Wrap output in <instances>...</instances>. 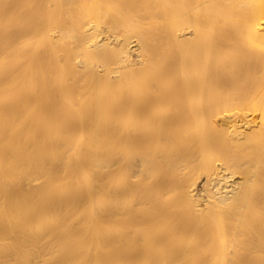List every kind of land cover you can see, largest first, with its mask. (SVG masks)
Segmentation results:
<instances>
[{
  "label": "bare ground",
  "instance_id": "bare-ground-1",
  "mask_svg": "<svg viewBox=\"0 0 264 264\" xmlns=\"http://www.w3.org/2000/svg\"><path fill=\"white\" fill-rule=\"evenodd\" d=\"M0 264H264V0H0Z\"/></svg>",
  "mask_w": 264,
  "mask_h": 264
}]
</instances>
